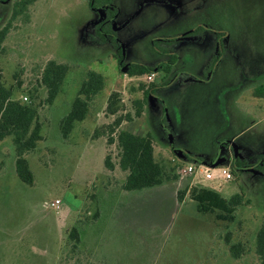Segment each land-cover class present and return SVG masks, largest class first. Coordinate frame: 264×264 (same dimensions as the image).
I'll list each match as a JSON object with an SVG mask.
<instances>
[{
  "label": "rangeland",
  "instance_id": "rangeland-1",
  "mask_svg": "<svg viewBox=\"0 0 264 264\" xmlns=\"http://www.w3.org/2000/svg\"><path fill=\"white\" fill-rule=\"evenodd\" d=\"M17 1L0 3V29ZM113 4L117 16L110 30L125 64L155 66L163 57L152 42L174 39L160 47L177 55L172 75L179 76L178 81L181 74L201 80L213 74L206 90L183 88L180 82L163 86L166 78L157 73L153 97L164 110L157 113L147 103L140 119L119 127L141 135L148 132L156 162L176 178L139 192L121 190L125 173L117 166L115 144H107L106 126L115 117L106 115L105 108L110 90H120L124 113L133 112V95L120 82L113 43L97 35L105 11H91L86 0H39L12 22L0 54L4 84L14 87L16 101L28 104L27 92L49 60L70 69L52 106L39 108L43 140L27 156L34 178L31 186L15 174L11 140L0 141V264H257L255 237L264 225V169L262 176H255L251 170L232 167L233 157H226L230 144L223 141L231 140L252 155L264 154V99H252L250 90L244 89L251 78L264 73V0H114ZM89 71L104 77V87L86 118L62 140L58 123L70 111ZM137 79L138 85L152 82L145 76ZM222 83L236 92L237 86L243 87L239 88L243 109L247 105L262 109L240 125H228L214 102L203 104L201 98L203 91L216 93ZM135 96L143 98L141 93ZM38 98H45L44 89ZM176 99L186 111L184 123ZM181 148L188 150V156H200L201 162L181 156ZM108 154L113 171L104 166ZM219 154L227 162L213 167ZM254 157L246 158L253 162ZM188 165L195 167V177L180 174ZM218 168L233 170L235 180L220 178ZM205 170L214 175L212 180L204 178ZM195 186L225 198L242 190L250 203L237 210L234 223L216 221L212 215L197 213L187 191ZM181 191L186 194L179 201ZM55 199L61 202L59 211H46L43 205ZM72 227L80 231V252L73 256L68 240ZM226 237L244 246L240 258H232Z\"/></svg>",
  "mask_w": 264,
  "mask_h": 264
},
{
  "label": "trees",
  "instance_id": "trees-1",
  "mask_svg": "<svg viewBox=\"0 0 264 264\" xmlns=\"http://www.w3.org/2000/svg\"><path fill=\"white\" fill-rule=\"evenodd\" d=\"M7 1L0 0V3H6ZM37 1L39 0H19L14 3V10L9 21L0 29V54L3 51V44L10 32L12 22ZM86 2L91 11H105V19L98 24L97 35L101 40L105 37L110 38L114 48L117 50L118 67L127 77L141 78L161 73L165 79L172 74L178 57L176 54L161 48L160 45L162 43L169 44L170 42H174V39L152 42L153 48L163 57V61L155 66L149 67L137 63L125 64L121 48L115 39L116 35L110 30V26L117 16V10L113 4L114 0H86ZM192 32L186 36L191 35ZM218 58L219 56L216 57L215 62ZM69 69L70 67L67 64L49 60L41 70L35 85L27 92L30 100L28 104H23L13 98L14 87H6L0 73V141L5 139L11 140L15 152V174L26 185L31 186L34 180L27 156L43 140L41 135L43 125L39 120V108L52 106L55 98L61 92ZM19 86L17 84V87ZM103 87L104 77L101 74L92 71L85 74L77 95L72 102L70 111L58 123L59 134L62 140L68 139L76 122H82L86 118L90 108L93 106L94 100ZM40 89L45 90V98L38 101V91ZM157 89L158 86H155L153 82L140 84L137 90L142 94L143 98L131 103L133 112L124 113L125 106L122 95L118 92H111L106 102L105 114L115 117L113 122L106 126L108 131L107 144H115L117 166L120 171L125 173V179L121 185V190L124 192L131 193L152 189L162 185L165 181L176 178L174 175H168L162 165L156 162L154 157V141L149 134L141 135L131 130H119V127L124 122L131 123L135 119L140 118L148 103V97L154 96L153 94ZM254 94L256 97L264 96V86L257 88ZM95 132L97 133V130ZM114 133H116L115 137H112ZM183 156L197 163L201 162L197 157L188 156L184 153ZM104 166L108 171L114 170V165L109 154L105 156ZM244 166L242 162L237 161L235 163V167L238 170L244 168ZM258 169H264V162ZM230 172L234 178V171L231 170ZM187 191H189L190 200L195 203L198 214L202 216L212 215L216 221L228 224L236 221V212L239 208L247 206L250 203L249 198L246 197L242 190L228 198L223 197L215 190L202 186H195ZM185 194L186 191L178 193L179 201H182ZM227 237L226 242L228 243V249L232 258H240L244 252V246L241 243L229 242ZM68 240L71 244L69 252L72 256L77 255L80 252L78 249L80 231L77 227H72L69 230ZM255 254L257 256V264H264V225L258 230L255 237Z\"/></svg>",
  "mask_w": 264,
  "mask_h": 264
},
{
  "label": "crops",
  "instance_id": "crops-1",
  "mask_svg": "<svg viewBox=\"0 0 264 264\" xmlns=\"http://www.w3.org/2000/svg\"><path fill=\"white\" fill-rule=\"evenodd\" d=\"M164 40H166V39H164ZM223 45L225 46V43H223ZM220 46H222V45L219 44V47L216 50L217 53L214 56V58L217 56L220 57V55H219V52H221ZM120 72L122 74L121 78H120L121 80L119 79L121 84H126L128 87L127 89H129L128 91L130 92L131 95H133V100H131V103L134 101H137L138 99H137V96H135V95L137 93H140L137 90V88L139 86L137 84L138 79L127 77L122 70H120ZM158 75L160 78H162L161 73H158ZM174 76H175V78H174V80H172V78ZM174 76L171 74L168 78H166V80H164V82H163V86L164 85L171 86L174 83L180 82V86L183 88L200 87V88H204V89L208 90L209 88H211L212 78H213V74H208L202 80L197 79L194 76H183V74H181L180 79L182 78V81H178L179 76H176V75H174ZM156 78H157V74H154L152 82ZM115 82H116V80L114 79V81L112 83V89L114 87L113 85H115ZM229 83H231V82H229ZM223 85H224V83H222L221 88L220 89L218 88L216 93L215 92L210 93V91H203V94H201V98L203 100V104L205 103L208 105L209 103L214 102V106L217 107V110L219 111L220 116L228 121V123H227L228 125H231V126H235L238 124L240 125L242 122L246 121L248 118H252L253 115H255L258 111H260L262 109L261 107H258V106L254 107L252 105H249V106L247 105V107L243 109V107L240 105V103H241V90L243 87H241L238 84L239 86H237L238 89H236L237 90V92H236L234 87H231V86L228 87V86H223ZM261 86H264V73L260 74L258 76H255L254 78H251V80L249 82L245 83L244 89L250 90L249 94H251L250 96L252 99L263 100L264 96L256 97L254 94L255 90ZM111 92H118L121 95L123 93L120 90H117V91L110 90V93ZM110 93H109V95H110ZM182 98H183V96H182ZM184 98L182 99V101H184ZM248 100L249 99L247 98L245 100V103H247ZM123 102H124V100H123ZM176 102H179V104H180V105H178L179 109L178 108L177 109H178L180 116H181L180 119L184 123V119L187 116L186 111L184 110V107L181 105L180 99L177 100ZM163 106H164V104L161 101H159V99H157L156 97L152 96L148 99V107L147 108H152V109L156 110L157 113L164 110ZM165 115L166 114H164V117H165ZM142 116H143V113L140 116V118ZM140 118H138V119H140ZM162 121H164V119H162ZM146 134H148V132ZM232 139H235V138L233 137ZM223 143L230 144V147H228V149H227L228 151L226 152V157H229V158L233 157V160L230 163L232 165V167H235V163L237 161L242 162L245 166H244V168L239 169L241 172L248 173L249 172L248 170H251V172H253V174L255 176H262L263 175L262 173H260L261 170H259L258 167H260L262 165V163L264 162V154H258V155L253 154L254 156H256V157H254L250 151H248V150L243 151L241 147L236 146L235 143H233L231 140H225V141H223ZM233 149H234V152H233ZM178 150H179V152H180L179 154L181 156H183V153L186 155L188 154L186 152L188 150H185L184 148H181ZM241 151L243 153H241ZM248 156L254 157L253 162H255V164H253V162H250V160L248 158H246ZM195 157L200 158V156H197V155ZM226 157H223L221 154H219L217 156L216 162L213 163V165H214L213 167H217L218 164H220V163H226L227 162ZM233 180H235V177H234V179L227 180V181H233Z\"/></svg>",
  "mask_w": 264,
  "mask_h": 264
},
{
  "label": "built area",
  "instance_id": "built-area-1",
  "mask_svg": "<svg viewBox=\"0 0 264 264\" xmlns=\"http://www.w3.org/2000/svg\"><path fill=\"white\" fill-rule=\"evenodd\" d=\"M152 79H153V75L146 77L147 81H152ZM24 100H26V98H24ZM217 172H218V176L224 180H232L233 179V176L228 169L218 168ZM203 173H204V178L206 180H212L214 178V175L209 170H205ZM180 174L182 176L193 175L195 177V175L197 173H196V169L194 166L188 165V166L180 169ZM60 204H61L60 200L55 199L53 202L45 203L43 205V207L46 211H49V210L59 211Z\"/></svg>",
  "mask_w": 264,
  "mask_h": 264
}]
</instances>
